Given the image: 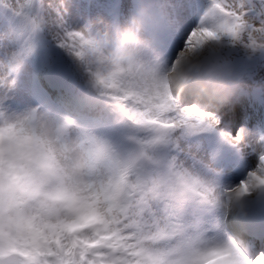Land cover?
I'll list each match as a JSON object with an SVG mask.
<instances>
[{
  "label": "snow or ice",
  "instance_id": "snow-or-ice-1",
  "mask_svg": "<svg viewBox=\"0 0 264 264\" xmlns=\"http://www.w3.org/2000/svg\"><path fill=\"white\" fill-rule=\"evenodd\" d=\"M0 7L29 35L27 47L0 54V189L4 180L35 185L31 198L43 195L66 213L34 224L35 217L6 215L15 205L0 201V264H200L192 254L210 234L228 238L238 264H264V121L231 107L248 94L242 86L227 106L205 108L191 100L194 83L178 78L184 90L178 100L169 80L184 53L209 43L260 49L249 58L264 57V0H170L164 28L139 13L123 32L121 9L70 20L74 0H0ZM45 43L86 73L92 92L80 101L81 112L136 146L115 177L101 174L113 151L109 142L86 129L75 142L66 139L73 119H49L37 108L7 114L16 73ZM113 43L108 56L95 60L110 67L93 69L91 57ZM261 71L264 64L254 63L247 79ZM56 143L65 160L75 147L90 145V171L74 180ZM52 181L57 189L42 193ZM252 193L258 195L248 199Z\"/></svg>",
  "mask_w": 264,
  "mask_h": 264
},
{
  "label": "clouds",
  "instance_id": "clouds-1",
  "mask_svg": "<svg viewBox=\"0 0 264 264\" xmlns=\"http://www.w3.org/2000/svg\"><path fill=\"white\" fill-rule=\"evenodd\" d=\"M169 3L170 0H132L129 15L120 22L119 27L121 32L132 24L134 17H137L139 13H143L145 18L154 27L164 28L166 26L164 17ZM139 35L145 38L143 29H141ZM129 47L134 46L130 45ZM113 49L114 43L107 47H102L94 57H91L93 59V69L99 66L101 71H105L107 67H110L106 61L103 64L97 65L95 60L108 56ZM220 51V45L209 43L196 54L184 53V63L178 66L176 71L169 74L172 90L178 100H182L184 97V90L178 86V78L183 75L186 83H194L190 94L193 103L205 108H223L232 102L240 87V81L224 63H218L211 59V57ZM240 51L249 57L258 55L261 50L257 49L256 52ZM193 65L198 66L197 70L189 76L188 69ZM76 69L83 77L84 89L88 93H91L92 89L86 73L83 69L79 68L78 62ZM41 113L45 112L41 111ZM46 115L49 119L58 118L47 113ZM82 129H86L99 140L107 141L111 144L113 151L105 159L101 174L104 178L115 177L126 160L128 153L133 151L136 146L129 142L125 136L116 138L108 134L105 130L81 127L77 123L69 129L66 139L69 142H75ZM50 135L54 138L55 134L52 132ZM54 147L57 150L58 158L61 159V163L66 165L67 172L74 180L79 179L90 171V145L85 144L83 147H75L69 153L67 160L61 156V153L64 151L62 143H56ZM71 184L72 181L65 180V186H70ZM57 187V182L52 181L50 183H44L40 190L42 193H52ZM34 188L35 185H10L8 180H4L3 187L0 189V201L3 202L5 207L8 206L9 202L15 205L13 210L6 213V215H22L26 218L35 217L36 219L32 220L34 224L42 222L55 223L57 220L65 218L66 213L61 209L59 204L54 203L52 200H46L43 195L31 198V193ZM257 195V193H252L248 199H255ZM234 211L238 213L239 209H234ZM68 218L70 219L71 217ZM210 237L212 238L206 244L199 245V252L192 254L193 257L200 260V264H238L233 247L226 242L227 237L220 234H210ZM171 259L176 258L172 257Z\"/></svg>",
  "mask_w": 264,
  "mask_h": 264
},
{
  "label": "rangeland",
  "instance_id": "rangeland-1",
  "mask_svg": "<svg viewBox=\"0 0 264 264\" xmlns=\"http://www.w3.org/2000/svg\"><path fill=\"white\" fill-rule=\"evenodd\" d=\"M114 2H118L120 5V19L123 20L125 17L128 16V12L126 8H128L129 0H74V8L70 10L69 12V17L70 19L75 18L79 16L81 19L88 18L90 16H93L97 14L100 11H105L108 12L110 11V7ZM194 21V15L190 16L188 18V22L191 23ZM0 38L3 39V45H0V54H2L5 51V48L7 46V36L4 34L3 30L0 29ZM53 50V58L54 61H59L64 66L69 72V77L73 76L72 69L70 65L64 60L60 53L58 52V49H56L54 46H52ZM229 48L227 45L223 46V50ZM10 52V50L8 49ZM12 51V48H11ZM239 58H249L244 55L243 52H239ZM257 61V63H260V61L257 58H252ZM229 60L235 61L234 58H230ZM25 71H23V75L21 74L19 80L15 79L14 83L12 84L11 90L8 92V99L6 102V108H7V114L8 115H14L18 112H23L26 110H29L31 108H35V101H34V96L32 93V88L30 84V77L26 76L27 75V69L28 68H21ZM21 72V70H20ZM249 73H246L244 77L240 80V86L244 88V90L248 93V95L251 92V89L253 87L259 86L262 87L264 83V77L261 76L259 73L254 80L247 79V75ZM78 90V89H77ZM80 91V90H79ZM82 91H80L81 93ZM88 95V93L86 94ZM23 97L26 101V103L23 104H18L17 100L19 98ZM243 98V95L239 97L240 99ZM43 112V111H42ZM46 113V112H45ZM246 113V112H245ZM261 120V118H260Z\"/></svg>",
  "mask_w": 264,
  "mask_h": 264
},
{
  "label": "bare ground",
  "instance_id": "bare-ground-1",
  "mask_svg": "<svg viewBox=\"0 0 264 264\" xmlns=\"http://www.w3.org/2000/svg\"><path fill=\"white\" fill-rule=\"evenodd\" d=\"M228 47L233 49L232 50V53H231V55H230L229 58H234L235 61L239 60L241 58V57L239 58V56H242V55H239V52H241V51L239 49L234 48V47H231V46H228ZM222 48H223V46H221V51L218 54H216L215 56L212 57L213 59H215L217 57V55H220V54L223 55L222 56V59H224V60L226 59V57L224 56V53H223V49ZM7 50H8V47H7ZM58 52L60 53V55L63 58H65L64 60L70 65V67L72 69L73 76L72 77H68L69 78L68 81L72 85L73 90H74V86H75V90L74 91L73 90L70 91L71 92V95L74 96V97L77 96V97H79V100L80 99L82 100L84 96L80 93V91H82L81 87H83V83H82V80H81V78L79 76V72L77 71L76 66L73 64V62L63 52H61L59 49H58ZM257 59L260 61V64H264V57L257 58ZM260 74H261L262 77H264V71H261ZM77 82H79V87H77ZM83 89H84V87H83ZM262 97L264 98V94L262 95ZM245 100L248 103L252 101V99L250 98V95L247 96L245 98ZM232 107L234 108V103L232 104ZM48 108L51 110L52 109V106L49 105ZM263 108H264V103H263Z\"/></svg>",
  "mask_w": 264,
  "mask_h": 264
},
{
  "label": "water",
  "instance_id": "water-1",
  "mask_svg": "<svg viewBox=\"0 0 264 264\" xmlns=\"http://www.w3.org/2000/svg\"><path fill=\"white\" fill-rule=\"evenodd\" d=\"M250 70V69H249ZM252 70V69H251Z\"/></svg>",
  "mask_w": 264,
  "mask_h": 264
}]
</instances>
